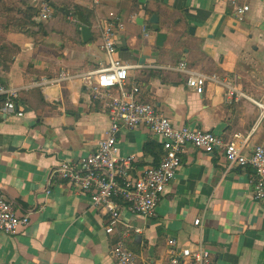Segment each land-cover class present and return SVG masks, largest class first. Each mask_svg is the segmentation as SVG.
<instances>
[{"label":"crops","instance_id":"obj_1","mask_svg":"<svg viewBox=\"0 0 264 264\" xmlns=\"http://www.w3.org/2000/svg\"><path fill=\"white\" fill-rule=\"evenodd\" d=\"M24 1L26 6L7 0L37 10ZM243 5L249 12L239 20L235 7ZM53 7L49 22L36 20L47 37L39 30L0 31L4 88L52 78L63 69L80 75L109 65L99 50L100 29L90 2L54 0ZM111 13L125 24L115 58L150 66L130 73L128 90L136 84L142 91L137 101L154 106L176 128L213 133L226 142L255 126L259 110L248 99L230 103L228 89L213 83L198 95L178 69L185 63L227 84L237 79L243 94L264 103V0H110L97 12L103 27ZM77 15L89 24L88 43ZM154 16L159 33L168 37L163 47H157L158 33L150 28ZM22 102L23 118L0 114V190L19 214L32 213L31 224L16 236L0 232V264H115L118 237L105 232L110 217L67 182L49 178L61 161L77 164L98 149L110 124L107 109L77 82L23 93ZM263 135L264 124L253 144ZM119 150L120 157L135 156L147 169L160 160L162 146L147 128H138L121 134ZM254 175L251 168L225 174L222 155L188 145L158 216L146 220L122 212L128 250L138 264H172V253L202 243L211 264H264V201L254 199ZM43 206L46 211L39 212Z\"/></svg>","mask_w":264,"mask_h":264},{"label":"built area","instance_id":"obj_2","mask_svg":"<svg viewBox=\"0 0 264 264\" xmlns=\"http://www.w3.org/2000/svg\"><path fill=\"white\" fill-rule=\"evenodd\" d=\"M37 8V18L44 24L54 15V0H31ZM96 14L100 29L99 50L109 59V65L99 70L76 75L63 69L52 78H42L39 82L20 88L6 89L0 84V114L23 118L22 94L37 88H48L65 83H81L94 101L105 106L109 117V126L104 130L103 139L95 152L83 156L77 164L61 161L51 172L49 178L53 181H65L71 188L86 197L94 209H102L109 217L105 228L107 235H116L118 241L113 255L115 264H138L137 257L126 246L128 232L121 216L126 210L131 215L146 220L158 216V210L166 190L177 179L182 166L184 149L190 145L197 151L210 155L218 153L224 159L225 174L237 168H251L254 176L251 186L254 199L264 201V135L260 144L254 145L253 140L264 124V103L255 101L239 89L238 80L224 83L216 76H206L189 68L182 63L178 72L187 76V86L196 94L202 95L208 83L225 86L228 89V102L234 98L248 99L259 110L255 126L246 134L234 133L229 142L221 137L202 131H194L187 127L176 128L171 120L159 113L149 104L136 100L142 91L138 85L128 90L130 73L150 66H142L131 59L118 60L117 36L125 31V24L111 13L109 23L103 27L97 17L99 9L108 5L110 0H88ZM239 20H243L249 6H236ZM135 22V17H130ZM147 128L161 141V158L155 166L141 169L135 156H119V138L124 131ZM47 206L39 212L46 211ZM31 215L19 214V211L7 200L5 193L0 190V232L16 236L26 230L31 224ZM196 227L201 225L196 220ZM129 228V227H126ZM176 242H170L176 247ZM191 264H211V253L202 243L195 250L182 248L177 254L172 253V264H181L182 260Z\"/></svg>","mask_w":264,"mask_h":264},{"label":"trees","instance_id":"obj_3","mask_svg":"<svg viewBox=\"0 0 264 264\" xmlns=\"http://www.w3.org/2000/svg\"><path fill=\"white\" fill-rule=\"evenodd\" d=\"M20 3L26 6L24 0H19ZM37 14L36 9H22L18 4L13 5L7 0H0V20H6L8 28L12 27L17 33L33 34L37 30L40 34L43 33V28L36 23ZM42 37H47V34L43 33Z\"/></svg>","mask_w":264,"mask_h":264},{"label":"water","instance_id":"obj_4","mask_svg":"<svg viewBox=\"0 0 264 264\" xmlns=\"http://www.w3.org/2000/svg\"><path fill=\"white\" fill-rule=\"evenodd\" d=\"M77 17H78V21L80 22L79 29L82 32L83 40L85 41V43H88L92 39L89 24L81 16L77 15ZM150 23H151L150 28L154 32L158 33L157 43H156L157 47H163L168 37L164 33H159L160 31L159 18L157 16H154L153 18H151Z\"/></svg>","mask_w":264,"mask_h":264},{"label":"rangeland","instance_id":"obj_5","mask_svg":"<svg viewBox=\"0 0 264 264\" xmlns=\"http://www.w3.org/2000/svg\"><path fill=\"white\" fill-rule=\"evenodd\" d=\"M86 1H88V0H86ZM55 21V20H54ZM9 30V28H8V26H7V22H6V20H0V31H2V32H6V31H8ZM14 32V31H13Z\"/></svg>","mask_w":264,"mask_h":264}]
</instances>
